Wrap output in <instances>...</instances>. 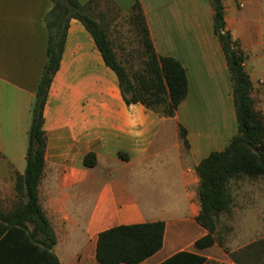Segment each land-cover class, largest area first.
<instances>
[{"label":"crops","instance_id":"1","mask_svg":"<svg viewBox=\"0 0 264 264\" xmlns=\"http://www.w3.org/2000/svg\"><path fill=\"white\" fill-rule=\"evenodd\" d=\"M112 1L122 12L140 4L156 53L185 69L188 95L172 118L128 105L93 36L80 21L70 22L44 108L47 143L38 189L60 264H100L102 232L158 222L165 224L163 246L140 264H195L191 256L203 264H264V177L230 182L233 203L218 217L215 244L196 247L210 234L197 221L198 167L237 133L233 84L211 0ZM222 3L264 116V0ZM51 8L50 0H0V209L7 213L20 202L16 178L27 167ZM90 154L97 160L93 168L84 165Z\"/></svg>","mask_w":264,"mask_h":264},{"label":"trees","instance_id":"2","mask_svg":"<svg viewBox=\"0 0 264 264\" xmlns=\"http://www.w3.org/2000/svg\"><path fill=\"white\" fill-rule=\"evenodd\" d=\"M50 1L52 8L45 19L49 36L48 61L32 108L26 171L16 178L15 190L20 202L13 211L0 213V264H60L53 251L56 237L41 208L38 189L45 167L47 143L44 108L53 77L60 67L72 20L80 21L93 36L106 64L116 73L128 105L142 104L172 118L188 95L185 69L176 59L160 57L156 53L139 3L124 12L136 29L141 47V67L129 72L117 56L107 26L100 20L104 15L98 17L94 13L102 3L121 11L112 0H91L87 4L79 0ZM211 3L214 31L225 53L233 84L237 133L224 151L212 153L198 167L202 210L197 221L210 232L196 242L199 250L210 248L216 242L213 234L218 217L229 212L233 203L230 182L242 177H264V116L256 109L253 83L244 66L246 56L226 29L222 0H211ZM181 137L188 148L187 133L183 128ZM96 164L94 154L84 160L88 168ZM164 232L163 222L119 226L104 231L98 238L97 260L100 264H140L161 250ZM190 258L195 264L206 262L201 257Z\"/></svg>","mask_w":264,"mask_h":264},{"label":"rangeland","instance_id":"3","mask_svg":"<svg viewBox=\"0 0 264 264\" xmlns=\"http://www.w3.org/2000/svg\"><path fill=\"white\" fill-rule=\"evenodd\" d=\"M94 13L98 17H100V14L104 15L103 18L100 17V20H103L104 25L108 28L110 39L120 62L126 66L129 72L138 70L141 67V47L136 35V29L129 23L128 18H126L127 14L112 8L107 3H102V6L96 9ZM7 198H10V196ZM7 209L2 206L0 213H7Z\"/></svg>","mask_w":264,"mask_h":264}]
</instances>
